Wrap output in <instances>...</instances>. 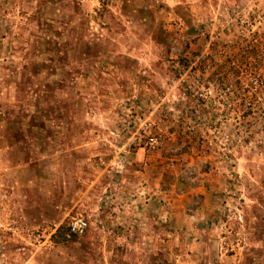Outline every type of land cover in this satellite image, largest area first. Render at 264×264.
<instances>
[{"label": "rangeland", "instance_id": "rangeland-1", "mask_svg": "<svg viewBox=\"0 0 264 264\" xmlns=\"http://www.w3.org/2000/svg\"><path fill=\"white\" fill-rule=\"evenodd\" d=\"M0 264H264V0H0Z\"/></svg>", "mask_w": 264, "mask_h": 264}, {"label": "trees", "instance_id": "trees-1", "mask_svg": "<svg viewBox=\"0 0 264 264\" xmlns=\"http://www.w3.org/2000/svg\"><path fill=\"white\" fill-rule=\"evenodd\" d=\"M56 62H57V61H55V62L51 61V62L49 63V65H48V68H50V70H51L52 72H56L57 68H60V70L63 72V71H64V69H63L64 67L62 66V63H61L60 65L56 66V65H57ZM240 92H241V91H240ZM247 92H248V91H247ZM246 95H247V94H246ZM250 112H251V109L248 108V109H246V111H243V114L246 116V115H249ZM154 132L157 134V131H154ZM191 134H192V132H191ZM191 134H184V135H183L184 140H188V141H189V139L191 140V137H192ZM67 232H68V231L65 229V226H64V225H61V226L56 230L55 234L53 235V238H54V239H59V240H61V241H68V238H69L70 236L68 235Z\"/></svg>", "mask_w": 264, "mask_h": 264}, {"label": "built area", "instance_id": "built-area-1", "mask_svg": "<svg viewBox=\"0 0 264 264\" xmlns=\"http://www.w3.org/2000/svg\"><path fill=\"white\" fill-rule=\"evenodd\" d=\"M67 227L72 235L81 237L86 232L87 222L83 218H73Z\"/></svg>", "mask_w": 264, "mask_h": 264}]
</instances>
